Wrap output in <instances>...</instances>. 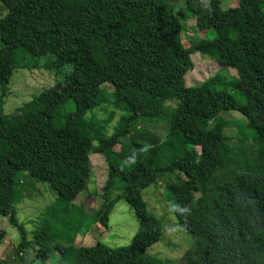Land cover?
Segmentation results:
<instances>
[{
  "label": "trees",
  "instance_id": "1",
  "mask_svg": "<svg viewBox=\"0 0 264 264\" xmlns=\"http://www.w3.org/2000/svg\"><path fill=\"white\" fill-rule=\"evenodd\" d=\"M182 1L177 11L170 0H0L1 95L15 69L42 67L55 77L71 68L11 114L0 106V218L16 230L18 250L32 245L44 259L54 245L62 264H264V0L226 9L223 0ZM188 18L224 44L235 78L216 72L186 93L179 19ZM164 68L177 73L171 82L153 79ZM102 105L109 109L99 119ZM156 121L166 123L161 135L147 127ZM117 148L134 164L124 166ZM90 154L106 169L87 218L71 205L91 176ZM158 180L192 238L179 263L145 252L160 240L161 223L140 192ZM38 183L54 198L26 242L14 206ZM118 200L137 222L131 241L74 245L87 223L107 227ZM70 208L77 217L61 222Z\"/></svg>",
  "mask_w": 264,
  "mask_h": 264
},
{
  "label": "rangeland",
  "instance_id": "2",
  "mask_svg": "<svg viewBox=\"0 0 264 264\" xmlns=\"http://www.w3.org/2000/svg\"><path fill=\"white\" fill-rule=\"evenodd\" d=\"M172 7L181 11L183 8L182 0H170ZM236 4V0H223L221 8H231ZM178 18L177 12H172ZM4 11L0 9V16ZM181 26L180 41L182 47L189 56V67L185 73L184 83L186 93L193 90L196 82H200L216 72H220L227 77H236L232 64L230 63L228 50L224 44L217 38L211 37L194 27V20L179 19ZM45 57L39 59V64L46 61ZM51 61L52 59H48ZM71 70L66 65L61 73L54 77V71H47L44 68L34 69H15L13 70L5 94L0 92V106L3 114H11L22 103L30 100L35 95L56 83L62 82V74ZM177 73L167 69H156L152 72L154 80L162 82H171ZM103 89L107 90L104 85ZM109 91V90H108ZM236 98L235 94H231ZM173 106V104H171ZM109 109L107 105H102L100 109L95 110L94 115L99 119L105 118L104 111ZM232 117L240 119L237 113H231ZM90 116V113L87 114ZM115 119V118H114ZM114 119L109 126L114 124ZM148 125V124H147ZM163 121H156L147 127L157 135L165 131ZM110 132V130H109ZM228 135L230 133L227 132ZM116 151L123 159V165L134 164L130 155L121 149ZM92 173L84 188L72 202V207L76 205L82 212V215L89 217L98 208L101 199L99 194L103 190L105 181V161L97 155H89ZM175 174H177L175 172ZM22 199L14 206L15 218L22 224L24 240L29 242L32 233L37 229L44 217L45 208L52 202L54 194L45 184L38 183L36 189L24 187ZM140 197L145 205L148 215H152L160 220L161 236L160 240L146 249V254L167 261L179 263L183 254L188 250L192 243L191 236L181 227H179L171 213V207L168 202V192L164 186V181L158 180L140 192ZM67 214L60 221L65 222L73 212V217H77L76 212L70 208ZM88 222V221H86ZM84 221L81 222V226ZM137 229V222L131 209L122 201L114 203L108 214L107 227L103 228L98 223H87L83 234H78L74 238V245L90 246L96 241L109 248L122 247L127 245L134 236ZM0 230L4 232V237L0 242V259L3 264H62L60 254L55 250L54 245L48 246L46 257L36 256L37 248L29 246L23 250L17 249L19 243L18 234L15 229L8 226L5 218H0ZM50 245V244H49ZM70 252V251H69ZM22 259H19L20 256ZM70 257V256H69Z\"/></svg>",
  "mask_w": 264,
  "mask_h": 264
}]
</instances>
